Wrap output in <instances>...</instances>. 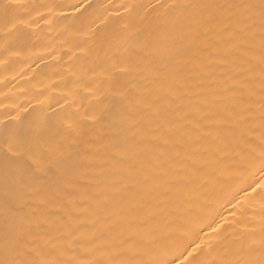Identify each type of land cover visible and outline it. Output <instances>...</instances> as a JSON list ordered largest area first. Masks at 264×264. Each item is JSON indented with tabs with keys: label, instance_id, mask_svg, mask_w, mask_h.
Masks as SVG:
<instances>
[{
	"label": "bare ground",
	"instance_id": "6f19581e",
	"mask_svg": "<svg viewBox=\"0 0 264 264\" xmlns=\"http://www.w3.org/2000/svg\"><path fill=\"white\" fill-rule=\"evenodd\" d=\"M0 264H264V0H0Z\"/></svg>",
	"mask_w": 264,
	"mask_h": 264
}]
</instances>
